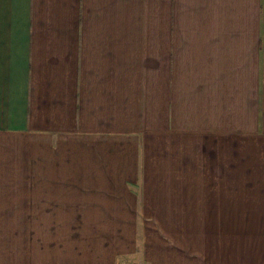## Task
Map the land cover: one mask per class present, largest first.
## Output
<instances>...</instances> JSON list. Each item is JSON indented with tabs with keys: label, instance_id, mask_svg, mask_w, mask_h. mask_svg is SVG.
<instances>
[{
	"label": "crops",
	"instance_id": "0c3cea01",
	"mask_svg": "<svg viewBox=\"0 0 264 264\" xmlns=\"http://www.w3.org/2000/svg\"><path fill=\"white\" fill-rule=\"evenodd\" d=\"M127 177L139 264H264V0H0V264Z\"/></svg>",
	"mask_w": 264,
	"mask_h": 264
},
{
	"label": "rangeland",
	"instance_id": "374dc122",
	"mask_svg": "<svg viewBox=\"0 0 264 264\" xmlns=\"http://www.w3.org/2000/svg\"><path fill=\"white\" fill-rule=\"evenodd\" d=\"M128 182L127 177L123 192L103 193L108 198L109 217L114 218L107 223L79 224V264H139L135 194L128 190Z\"/></svg>",
	"mask_w": 264,
	"mask_h": 264
}]
</instances>
